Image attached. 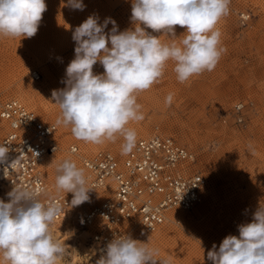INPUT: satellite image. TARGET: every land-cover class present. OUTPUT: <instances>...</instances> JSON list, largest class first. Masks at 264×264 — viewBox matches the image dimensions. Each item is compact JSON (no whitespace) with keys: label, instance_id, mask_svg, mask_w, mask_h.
Masks as SVG:
<instances>
[{"label":"rangeland","instance_id":"1","mask_svg":"<svg viewBox=\"0 0 264 264\" xmlns=\"http://www.w3.org/2000/svg\"><path fill=\"white\" fill-rule=\"evenodd\" d=\"M45 3L47 10L34 37L0 36V98H17L40 119L57 126L59 149L42 164L47 191L55 195L63 192L57 191L55 182L57 166L65 159L82 168V157L100 149L125 156L123 137L100 145L78 140L73 134L63 138L64 126L51 115L60 110L52 91L66 87L62 82L65 70L74 59L73 32L90 15L98 16L101 24L111 18L119 31L134 30L135 24L130 20L132 0H83V11L69 7L68 0ZM241 14L248 18L243 20ZM216 27L221 32L220 46L226 51L214 70L181 83L174 62L168 61L162 77L136 94L144 119L128 125L135 130L136 141L161 133L194 151L196 168L208 180L202 201L190 210L174 209L178 216L166 220L156 233L148 234L137 226L128 228L132 239L136 240L133 232L137 230L150 240L146 246L158 250L154 259L159 264H213L207 258L213 245L218 250L226 236L238 237V225L251 222L255 211L264 207V0H230L229 13ZM112 28L108 23L105 33ZM145 30L164 44H179L186 35L180 26H176L175 38ZM99 64L93 66L94 74H100ZM48 69L53 79L47 77ZM33 70L41 73L39 81L31 78ZM22 81L38 92L26 97L17 89ZM170 93L173 99L168 105L165 100ZM238 102L245 105L241 122L233 108ZM71 144L80 147L77 154L69 152ZM79 230L78 237L71 231L53 235L66 249L57 264H95V258H89L93 250L86 248L89 232ZM0 264H7L2 253Z\"/></svg>","mask_w":264,"mask_h":264},{"label":"clouds","instance_id":"2","mask_svg":"<svg viewBox=\"0 0 264 264\" xmlns=\"http://www.w3.org/2000/svg\"><path fill=\"white\" fill-rule=\"evenodd\" d=\"M229 4L230 0H132L130 20L135 28L124 31L111 18L101 24L98 16L90 15L72 35L76 46L62 81L66 87L52 91L61 110L57 124L70 126L76 139L97 145L123 137L122 154H129L137 137L128 125L144 119L136 94L162 77L168 61L174 62L181 83L214 70L226 51L216 26L229 13ZM68 6L81 11L86 7L83 0H68ZM46 10L45 0H0V36L34 37ZM108 23L113 28L106 34ZM176 26L186 29L179 44H164L145 30L175 38ZM97 62L103 74H94ZM172 99L170 93L165 103L170 105ZM7 152L0 147V163ZM56 171L55 187L73 194L72 207L90 200L83 168L65 159ZM39 195L36 189L14 187L7 193L9 202L0 200V253L7 264H57L65 253L50 230L62 208L51 200L42 202ZM238 232V237L226 236L218 250L214 244L207 258L213 264H264V207L255 211L251 222L238 225ZM146 245L130 236L114 238L98 264H159L154 259L158 250Z\"/></svg>","mask_w":264,"mask_h":264},{"label":"built area","instance_id":"3","mask_svg":"<svg viewBox=\"0 0 264 264\" xmlns=\"http://www.w3.org/2000/svg\"><path fill=\"white\" fill-rule=\"evenodd\" d=\"M99 71L104 73L102 64ZM31 77L37 81L41 75L33 70ZM233 108L241 122L245 105L238 102ZM56 133L54 123L44 122L19 100L0 99V147L8 149L5 162L0 163V200L9 202L7 193L14 187L39 190L42 202L51 200L62 208L51 226L68 217L76 228L88 231L90 256L98 261L114 238L130 236L127 225L154 233L166 222L169 211L190 210L202 201L208 180L196 168L195 152L171 136L155 133L138 139L123 157L106 149L82 157L89 197L97 191L103 194L97 201L72 207V193L46 192L42 164L59 149ZM68 150L79 152L75 144Z\"/></svg>","mask_w":264,"mask_h":264},{"label":"bare ground","instance_id":"4","mask_svg":"<svg viewBox=\"0 0 264 264\" xmlns=\"http://www.w3.org/2000/svg\"><path fill=\"white\" fill-rule=\"evenodd\" d=\"M44 34V33H43ZM42 38V37H41ZM57 42V41H56ZM4 57V56H3ZM100 65V64H99ZM24 68V67H23ZM20 69L19 70V74L18 75H21V73H22V71L24 70V69ZM36 71H38V70H36ZM46 71V74H47V77L49 78V79H53L52 77H51V73H50V71H49V69H48V71L47 70H45ZM32 72V71H31ZM39 72V71H38ZM24 73V72H23ZM40 73V72H39ZM46 74H45V76H46ZM101 74V73H100ZM24 75V74H23ZM40 75H41V73H40ZM22 76V75H21ZM53 76V75H52ZM46 77V78H47ZM21 78V77H20ZM32 78V77H31ZM41 78H42V75H41ZM40 78V79H41ZM39 79V80H40ZM39 80H37V81H39ZM56 80V79H55ZM35 81V80H34ZM50 81V80H49ZM52 82V81H51ZM55 82V81H54ZM58 82V81H57ZM48 83V82H47ZM52 85V84H51ZM60 87V86H59ZM20 92H22V93H24L25 95H26V97L27 96H30V95H33L34 93H36V92H38V88H36V87H33L30 83H28L27 81H22V82H20V84H19V86H18V88H17ZM21 93V94H22ZM0 99H2V100H6V99H3V98H0ZM9 99H12V98H9ZM15 99H17V98H15ZM25 99V98H24ZM17 100H19V99H17ZM22 104H24L27 108H29L25 103H23L21 100H19ZM30 102V101H29ZM30 109V108H29ZM51 115L55 118V117H57V118H59L60 116H61V111L59 110H57V112L56 111H53V112H51ZM45 122V121H44ZM47 123V122H46ZM62 126V125H61ZM62 128V127H61ZM63 129V128H62ZM64 132L62 133L63 134V138H68V137H70V138H72V132H71V128H70V126H64V130H63ZM61 134V133H60ZM153 134H155V133H153ZM56 135H57V133H56ZM152 135V134H151ZM164 135V134H163ZM62 140V139H61ZM80 148V147H79ZM98 151V150H97ZM96 152V151H95ZM81 154V153H80ZM92 154V153H91ZM90 155V154H89ZM83 156V155H82ZM86 156V155H85ZM64 159V158H63ZM60 162V161H59ZM81 162V161H80ZM208 183V182H207ZM207 187V186H206ZM47 193H48V191H46ZM49 194V193H48ZM102 194H103V191H97L94 195H93V197H91L90 198V200L89 201H97V200H99V199H101V196H102ZM49 195H51V194H49ZM86 203V202H85ZM178 216V213L176 212V210H171V211H169L168 212V214H167V220L170 218V220H173L174 218H176ZM129 224V223H128ZM129 227H135V226H133V225H127L126 226V228H127V231H128V233L130 234V232H129V230H128V228ZM62 229H64L65 231H66V233H68V231H71L72 232V234H74V235H77L76 233L78 232V231H80L78 228H76L74 225H73V222H72V220L70 219V218H68V217H65L64 219H63V221L62 222H58L57 223V225H54V226H51V232H52V234L53 235H55V236H59L60 234H62V233H60L61 231H62ZM134 229V228H133ZM78 230V231H77ZM156 233V232H155ZM149 234V233H148ZM79 236V234L76 236V237H78ZM133 236H134V238L137 240V241H139V242H142V243H147V244H150L151 242H150V240L149 239H147L146 237H144V236H142L140 233H138V231L136 230V231H134L133 232ZM89 246V247H88ZM86 248L87 249H90V245H88ZM92 249H90V251H91ZM89 258H91V256H89ZM95 264H98V260L95 258Z\"/></svg>","mask_w":264,"mask_h":264}]
</instances>
